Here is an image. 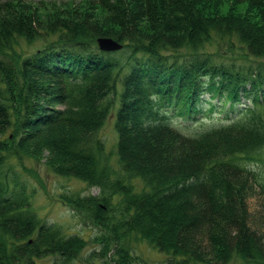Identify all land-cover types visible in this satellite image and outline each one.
Masks as SVG:
<instances>
[{
  "label": "trees",
  "instance_id": "trees-1",
  "mask_svg": "<svg viewBox=\"0 0 264 264\" xmlns=\"http://www.w3.org/2000/svg\"><path fill=\"white\" fill-rule=\"evenodd\" d=\"M215 2L85 0L42 19L31 0H0V264H146L118 245L132 234L166 255L156 264H264L247 204L264 195V170L249 163L264 145V0H239L252 16L202 12ZM91 3L105 15L89 16ZM215 31L236 36L257 66L215 60L204 49ZM99 37L122 47L103 51ZM116 99L117 159L139 191L99 160ZM44 150L54 172L100 188L60 197L96 226L112 212L115 245L104 233L85 254L87 239L39 218L13 163Z\"/></svg>",
  "mask_w": 264,
  "mask_h": 264
},
{
  "label": "rangeland",
  "instance_id": "rangeland-1",
  "mask_svg": "<svg viewBox=\"0 0 264 264\" xmlns=\"http://www.w3.org/2000/svg\"><path fill=\"white\" fill-rule=\"evenodd\" d=\"M31 2L34 5L35 11L42 19L48 17L54 11L66 12L67 10H72L73 7V11L77 13L81 11V7H85V0H31ZM201 8L202 12L207 16L255 15L254 9H250L246 3H241L239 0H217L213 5L206 4L201 6ZM87 14L95 18L105 15L99 7L92 3L89 4ZM254 18H256V16ZM229 41H233V43ZM48 42L49 40L46 39L34 40L31 42L20 40L19 48L21 51L32 52L38 48H42ZM204 49L215 56V60L217 61L223 60L227 63L249 67H256L258 64L256 58L244 55L234 35L229 36L215 31L211 39L205 44ZM260 61H262V59H260ZM46 83V81L38 82L42 87H47ZM120 87L121 85L118 84L119 89ZM117 104L118 100L116 99L114 106L98 131L99 141L103 144V150L99 153V160L103 162L104 157L107 158L106 163L113 173L112 177H118L117 179L126 185L129 183L132 184L133 192L139 191L144 188L143 182L137 177L129 178V174L122 170L121 164L117 159V133L114 126ZM33 155L37 158L23 157L20 162L15 161L13 164L14 166H17L19 163L21 164L24 180L28 189L32 192L31 203L39 218L49 223L59 224L65 228L67 232L77 233L87 239L88 242L83 251L85 254L89 253L91 250H99L102 241L101 237L105 234H110L105 228L109 230L114 225L112 222H107L108 218L112 216V209H110L111 211H106V213H111L110 215L107 213L106 218H103V225L100 224L96 226L97 224L95 225V223L89 219L90 212L83 211V209L79 207H72L70 204L63 202L60 196L61 194H74L75 197H88L89 195H98L100 193V188L95 185H90L78 178L66 177L54 172L49 166V153L46 150ZM251 159L254 160L249 162L251 166H254L256 170H264V145L257 153L252 155ZM258 190L256 193L259 192ZM118 197L120 199L121 196L119 195ZM116 198L117 196L115 199ZM263 201L264 195L262 194L252 195L247 199L250 212L249 224L262 233H264V227L257 221V216L261 215L260 211H262L261 205ZM96 220L97 222L99 221L98 219ZM115 234L118 233L116 232ZM110 236V238H112L111 245H115L113 241L114 238L112 237L113 234H110ZM118 245L126 249L128 253L138 257L139 260L140 258L141 260L144 259L146 264H156L157 262L163 261L166 256L152 247L148 242L141 240L138 236L133 234L130 235L128 239L125 238L120 240ZM44 260H50V258H45ZM96 261L99 262L98 260ZM211 263L217 264L215 262H209V264ZM232 264H239V261Z\"/></svg>",
  "mask_w": 264,
  "mask_h": 264
},
{
  "label": "water",
  "instance_id": "water-1",
  "mask_svg": "<svg viewBox=\"0 0 264 264\" xmlns=\"http://www.w3.org/2000/svg\"><path fill=\"white\" fill-rule=\"evenodd\" d=\"M97 43L99 48L104 51L118 50L121 48V43L111 37H99L97 38Z\"/></svg>",
  "mask_w": 264,
  "mask_h": 264
}]
</instances>
